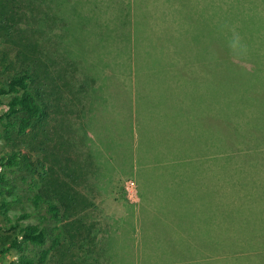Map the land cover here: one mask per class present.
Masks as SVG:
<instances>
[{
    "label": "trees",
    "instance_id": "trees-1",
    "mask_svg": "<svg viewBox=\"0 0 264 264\" xmlns=\"http://www.w3.org/2000/svg\"><path fill=\"white\" fill-rule=\"evenodd\" d=\"M106 1L112 2L0 0V149L7 150L0 156V259L6 264H137L132 249L125 245L128 229H137L134 213L137 202H130L129 220L118 219L123 223L122 249L110 236L105 241L99 240L97 223L88 217L98 208L97 201L104 197L116 174L133 184L138 200L154 195L159 185L153 189L142 176V159L150 154L145 144L148 134L141 131L142 118H137L136 124L125 118L127 88L119 79L108 45L101 39L92 37L84 42L82 38L87 26L101 21L97 13L92 17L91 10ZM136 5L137 17L115 26L128 37L118 51L124 55L129 49L138 48L142 36L140 26L144 16L140 9L144 4L137 1ZM128 11L131 13L130 6ZM131 37L134 39L129 43ZM92 48L105 49L107 59L102 60L94 52L93 55ZM138 66L139 60H129V68L133 67L136 75ZM106 70L118 84L108 80ZM136 94L139 117L144 95L139 91ZM163 124L171 128L170 121ZM167 136H149L153 141L159 139L160 149L151 151L147 157L167 165H177L171 161L175 158L184 163L180 159H185L184 155L178 154L189 153L188 150H168ZM198 163L192 158L187 164ZM171 176L174 182L182 179L178 174ZM142 182L145 189L148 187L146 191ZM235 189L236 186L231 188ZM201 190L206 209L203 215L209 218L204 221L209 226L208 230L204 228L208 243L202 246L206 251H216L210 248L213 246L210 243L222 248L214 239L211 230H215L214 225L231 219L234 229L240 230L243 223L236 222L241 214L237 210L246 209L252 214V210L261 212L264 207L262 204L255 207L250 198L246 208L241 201L225 202L216 195L226 190L219 191L217 186ZM193 193L196 199L197 192ZM177 195L173 191L166 200L167 210L176 207L171 200ZM155 197H160L157 191ZM188 206L178 204L175 214L169 213V220L164 219L168 212L162 222L152 218L142 225L143 220H139L142 230L150 231L142 232L140 245L145 247L140 249L138 264H188L186 256L176 252L179 247H172L173 251L161 247L164 235H176L181 242L177 235L184 228L178 227L174 219H179L181 210ZM192 212L195 218L200 217L201 211L195 208ZM160 230L165 233H157ZM176 240L171 244L177 243ZM179 244L184 246L180 251L187 256L201 253V247Z\"/></svg>",
    "mask_w": 264,
    "mask_h": 264
},
{
    "label": "rangeland",
    "instance_id": "rangeland-1",
    "mask_svg": "<svg viewBox=\"0 0 264 264\" xmlns=\"http://www.w3.org/2000/svg\"><path fill=\"white\" fill-rule=\"evenodd\" d=\"M137 1L144 4V8L140 9L144 16V22L140 26L142 36L139 37L138 48L132 51L129 49V54L124 55L118 51L128 37L115 29V26L123 20L137 17ZM129 6L131 13L128 14ZM120 7L124 10L120 11ZM96 13L101 21L96 22L95 26L91 23L90 27H85L86 33H82V38L84 42L92 37L101 39L103 44L108 45L110 58L117 64L119 79L127 88L129 100L124 98L128 100L125 118H142L143 122H147L145 118H153L152 134L158 137L160 134H168L165 138L169 142L166 146L168 150L189 152L178 154L184 155L185 159L180 158L184 163L177 162L175 157L171 161L177 165L158 163L147 156L152 154L151 151L160 149L157 146L159 139L153 141L148 139L152 134L147 135L145 144L150 154L142 159V176L146 177V182L153 189L159 184L158 189L154 191V195L138 200L133 184L116 174L104 197L97 201L98 208L88 216L97 223L99 240L105 241L110 236L117 242V247L122 249L123 223L118 219L129 220L127 218L132 211L130 202H137L134 207L137 229H128L129 238L125 245L132 249L134 263L137 261L138 264L141 250L145 247L140 245L143 240L142 232L150 231L146 228L142 230L139 220H143L142 225L152 218L162 222L166 212L168 214L164 219L169 220V213L175 214L178 204H189L188 209L181 210L179 219H174L178 227L181 225L184 228L177 235L182 239L181 242L176 240V235H164L161 246L163 249L173 251L172 247H179L176 252L186 256L188 264H264V213L254 212L252 214L258 215L251 217L249 210H237L241 214L236 222L243 223L240 230L234 229V220L231 219L214 225L215 230L211 228L214 239L222 248L210 243L215 246L210 248L216 251H206L202 246L207 242L204 228L208 230L209 226L204 221H209V218L203 215L206 209L201 197L203 187L208 189L217 186L219 191L226 190L225 193L222 191L223 193L216 195L225 199V202L226 199L241 201L244 208L250 203L248 198L264 202V154H235L238 150L249 149V145H264L263 138L257 132L251 138L253 134L249 127L240 130L241 127L244 128L238 123L242 119L235 118L237 111L248 115L247 117L264 111V0H112L91 10L92 17ZM132 37L128 39L129 43L133 41ZM97 48H92V54L94 52L99 58L106 60L108 56L105 49ZM133 58L141 61V88L137 87L133 67L129 68V60L133 61ZM153 59L160 62L161 68L151 69ZM105 73L111 83L118 84L110 76L109 70ZM162 88L169 91L167 96L165 93L158 94L162 92ZM150 89L153 92H149ZM138 91H142L144 95L139 117L136 101ZM242 98L245 105H237L238 99ZM107 106L112 108L111 104ZM157 118L173 120L171 128L163 132L168 126L159 123ZM174 120L180 121L181 132L177 131L178 123ZM135 149L134 144V155ZM6 151L0 149V156ZM153 156L159 160L156 154ZM192 158L199 160V163L187 164ZM240 158L245 161L241 163ZM179 167L180 170H177ZM172 173L181 175L182 179L174 182ZM156 176H159L158 179ZM234 186L236 189L232 191ZM146 189L143 184V190ZM156 191L160 195L158 198L155 197ZM173 191L178 194L175 200H171L176 207L171 206L167 210L164 204ZM193 192H197L196 199ZM251 203H255V207L260 205L252 200ZM160 205L162 207H158ZM195 208L201 211L198 218L192 212ZM228 210L225 208V211ZM244 214L250 215L244 217ZM177 215L176 212L175 217ZM224 220L227 221L226 216ZM159 232L165 233L163 230L157 231ZM174 239L177 243L171 244ZM182 242L186 247H201V253L185 255L180 251L184 248L179 244ZM0 264L6 263L0 259Z\"/></svg>",
    "mask_w": 264,
    "mask_h": 264
},
{
    "label": "crops",
    "instance_id": "crops-1",
    "mask_svg": "<svg viewBox=\"0 0 264 264\" xmlns=\"http://www.w3.org/2000/svg\"><path fill=\"white\" fill-rule=\"evenodd\" d=\"M151 69L152 70H154V69H156V67L157 68H161V66H160V62L159 61H157V60H152V62H151ZM136 84H137V87L138 88H141V86H142V71H141V61H139V66H138V74L136 75ZM169 88V87H168ZM140 92H142V91H140ZM149 92H153V90L152 89H150L149 90ZM168 90L167 89H165V88H162V92H158V94L159 93H165L166 94V96H167V94H168ZM151 96H156V95H151ZM239 103H241V105H243L244 104V101H243V98L241 99V100H239L238 99V101H237V105L239 104ZM245 105V104H244ZM239 107V106H238ZM251 115V114H250ZM248 115H243L242 113H239L238 111H237V113H236V117L235 118H241L242 119V121H239L238 123H241L243 126H244V128L243 127H241L240 128V130H244V129H246V128H250V130H251V133L253 134V135H251V138H253L254 137V133L255 132H257L258 134H259V137L260 138H263V140H264V111H260L259 113H257L256 114V116H254L253 114L251 115V117H247ZM146 120H147V122H143V121H141V124H140V127H141V131L143 132V133H147L148 135H150L151 133H152V129H151V121H153V118H145ZM158 119V121H159V123L161 122V123H163L165 120H168V121H170V123H171V121H173V120H169L168 118H157ZM136 120H137V118L134 120V124H136ZM151 120V121H150ZM178 120H181V118H178ZM176 121V120H174L175 121V123L177 124L178 123V130H180V132H181V127H180V121ZM169 128L170 127H168V129L167 130H162L163 132L164 131H168L169 130ZM134 131L136 132L137 130H136V128H134ZM166 134V133H165ZM156 135V134H155ZM179 136H181V134H179ZM250 146V148L249 149H247V150H245V151H240V150H238L239 152H235V154L237 155V154H240V155H242L243 154V152H248L247 154H252V155H261V154H264V145H253V146H251V145H249ZM251 148H253V149H251ZM170 153H171V151H169ZM180 152V151H179ZM240 160H241V163H243L245 160L243 159V158H240ZM252 193H253V195H254V197H255V194H254V188H253V190H252ZM249 197V196H248ZM251 199V198H250ZM252 201H254V202H257V203H259V204H262L263 206H264V202H262L261 201V199H259V200H257V201H255V199L253 198V199H251ZM262 213H264V207H263V209L262 210H260ZM253 212H257V213H259L258 211H256V210H252V213ZM251 214V213H250ZM258 214H251V217H255V216H257Z\"/></svg>",
    "mask_w": 264,
    "mask_h": 264
}]
</instances>
